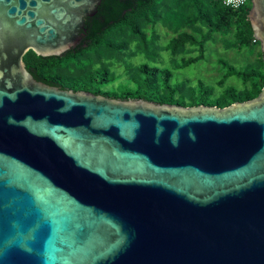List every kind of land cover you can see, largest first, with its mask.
I'll return each mask as SVG.
<instances>
[{"label":"water","instance_id":"obj_1","mask_svg":"<svg viewBox=\"0 0 264 264\" xmlns=\"http://www.w3.org/2000/svg\"><path fill=\"white\" fill-rule=\"evenodd\" d=\"M101 3L0 0V264H264V88L185 107L27 70L30 50L75 47Z\"/></svg>","mask_w":264,"mask_h":264},{"label":"trees","instance_id":"obj_2","mask_svg":"<svg viewBox=\"0 0 264 264\" xmlns=\"http://www.w3.org/2000/svg\"><path fill=\"white\" fill-rule=\"evenodd\" d=\"M251 8V0L237 10L225 7L223 0H102L97 14L86 19V31L75 47L50 57L30 50L23 61L36 80L63 90L123 101L225 108L261 94L262 51L254 63L235 65L219 58L224 74L214 85L176 81L174 72L206 61L217 34L227 49L254 51L260 43L249 19ZM160 25L173 35L165 45ZM195 48L200 55L189 57ZM233 77L241 80V89L228 85Z\"/></svg>","mask_w":264,"mask_h":264},{"label":"rangeland","instance_id":"obj_3","mask_svg":"<svg viewBox=\"0 0 264 264\" xmlns=\"http://www.w3.org/2000/svg\"><path fill=\"white\" fill-rule=\"evenodd\" d=\"M159 32L161 33L163 45H165L173 37V35L162 25L159 26ZM216 37V41L211 42L208 46L207 60L200 61L198 64L191 65L186 69L175 71L174 79L176 81H183L187 79L191 84H197L199 80H203L208 85H214L224 74L222 66L218 63L219 58H225L235 65L254 63L261 51L260 45L257 46L254 51H237L236 49H227L223 41L224 37L219 34H217ZM200 53V50L195 48V51L188 55L189 57L199 56ZM163 59H165V65L170 66V56L168 53L163 54ZM228 85L236 86L239 89L243 87L241 80L236 77L231 78L228 81ZM221 90L222 89H218V91Z\"/></svg>","mask_w":264,"mask_h":264},{"label":"built area","instance_id":"obj_4","mask_svg":"<svg viewBox=\"0 0 264 264\" xmlns=\"http://www.w3.org/2000/svg\"><path fill=\"white\" fill-rule=\"evenodd\" d=\"M248 0H223V5L230 9H240L247 5Z\"/></svg>","mask_w":264,"mask_h":264}]
</instances>
